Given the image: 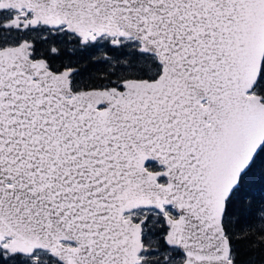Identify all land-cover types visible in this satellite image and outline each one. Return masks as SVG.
I'll return each mask as SVG.
<instances>
[{
    "label": "snow or ice",
    "instance_id": "snow-or-ice-1",
    "mask_svg": "<svg viewBox=\"0 0 264 264\" xmlns=\"http://www.w3.org/2000/svg\"><path fill=\"white\" fill-rule=\"evenodd\" d=\"M0 264H264V0H0Z\"/></svg>",
    "mask_w": 264,
    "mask_h": 264
}]
</instances>
